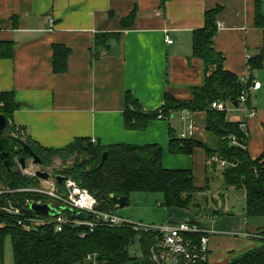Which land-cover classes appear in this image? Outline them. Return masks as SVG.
<instances>
[{"label": "crops", "instance_id": "obj_1", "mask_svg": "<svg viewBox=\"0 0 264 264\" xmlns=\"http://www.w3.org/2000/svg\"><path fill=\"white\" fill-rule=\"evenodd\" d=\"M216 8L220 27L212 48L223 57V69L260 84L248 95L256 116L245 120L241 106L231 104L225 105L227 119L245 124L247 152L264 162V59L256 71L247 64L264 41L255 25V0H0V93H12L17 104L9 121L19 136L43 148H64L76 138L101 146L158 144L164 169L191 170L194 186L205 188L208 176L219 172H208L204 151L172 155L168 149L169 130L179 138L189 125L193 134L186 138L208 143L205 112L173 111L149 119L142 129H127L125 94L146 113L157 112L166 94L192 99L191 88L204 79L203 64L192 55L193 32L204 26L205 12ZM132 11L133 22L122 26ZM100 34L107 36L96 40ZM54 45L69 50L63 73L53 70ZM244 197L243 190L221 187L201 192L198 211L166 208L167 223L191 220L206 228L215 220L216 234L209 239L213 264L216 237L248 225L244 215L234 219L229 204Z\"/></svg>", "mask_w": 264, "mask_h": 264}, {"label": "trees", "instance_id": "obj_2", "mask_svg": "<svg viewBox=\"0 0 264 264\" xmlns=\"http://www.w3.org/2000/svg\"><path fill=\"white\" fill-rule=\"evenodd\" d=\"M164 1L161 0L162 4ZM261 1L255 0V25L264 33ZM218 11L216 8L205 12L204 26L193 32L192 55L202 62L204 79L200 86L191 88L192 99L176 100L166 94L164 104L157 112L146 113L129 93L125 94L124 124L127 129H142L149 119L156 118L159 113L163 117L181 110L205 112L208 143L202 144L192 138H177L170 129L168 145L172 155H191L195 148L202 149L208 163V172H216L219 169L214 158L226 163L225 167L219 170L217 177L208 176L205 188L194 186L191 170L164 169L161 163L162 148L158 144L101 146L91 142L89 138H76L64 148L50 149L40 147L19 135L16 138L11 137L8 131L13 129H9L8 121L17 104L12 93L3 92L0 93V114L6 119L5 135L9 138V151L14 161L8 170L0 160V183L2 188L13 190L14 193L1 196L0 207L10 204L18 208L23 219L31 214L27 200L38 199V196L30 193L16 191L38 184L36 178L22 174L19 163L15 162L20 157H24L25 161L29 159L21 149V143H25L40 157L44 167L51 165L56 158L65 160L74 156L73 165L64 166L57 175L70 178L86 189L96 199V209L99 211L115 213L112 197H124L128 205L130 195L135 192L161 194L162 206L165 208L198 211L201 203L198 202L197 195L221 187L226 191H244L243 215L247 223L263 219L264 162L262 158H250L246 150L247 138L240 131V123L229 121L226 111L211 108L213 102L224 105L237 102L242 90L240 79L223 69V57L212 48L217 31ZM134 17L135 11H132L121 20L122 26L130 25ZM105 36L107 35L100 34L96 40ZM68 55L67 48L61 45L53 46L52 66L55 73L65 71ZM263 59L264 41L258 53L248 60L250 72L261 69ZM211 69L213 71L210 72ZM232 138L236 144L232 142ZM103 153L107 154L106 159L99 166ZM258 230L264 235L262 227ZM7 238L11 243L12 264H88V258L94 264H153L150 260V250L159 242V235L135 231L129 226H100L92 232L66 226L58 233L54 232L51 226H43L38 232H25L17 225L15 217L0 211V264H4V246ZM136 239L140 250L138 256L129 253V247ZM157 252L160 254L161 250L157 249ZM226 264H264V238L260 239L256 248L232 257Z\"/></svg>", "mask_w": 264, "mask_h": 264}, {"label": "built area", "instance_id": "obj_3", "mask_svg": "<svg viewBox=\"0 0 264 264\" xmlns=\"http://www.w3.org/2000/svg\"><path fill=\"white\" fill-rule=\"evenodd\" d=\"M219 27L220 25H217V29ZM165 41L167 44H171L172 42L168 37H165ZM240 83L242 90L237 103L241 106L245 120L252 119L256 116V112L248 107V95L250 91L257 90L260 84L258 82L249 83L247 77L240 78ZM211 108L218 111H226V106L220 102H213ZM186 113L188 112L186 111ZM157 117L162 118L161 113ZM8 125L11 128L14 127L12 128L13 131L10 132V136L16 138L19 135V129L10 121H8ZM193 128V125H189L188 132L180 134L179 138L182 139L192 136ZM240 131L247 138L248 133L244 123H240ZM91 142L94 143L95 140L91 139ZM232 142L236 144L234 138H232ZM214 162L221 168L226 165L224 161L218 160L217 158H214ZM35 170L28 167L22 171L24 175L36 178L38 184L16 191L27 192L33 196H38L36 200H27L26 204L28 208L31 204H48L56 210L57 214L53 217H46L30 211L31 214L28 217L21 219L22 213L18 208L10 204L6 207H0V211L17 219V225L23 231L38 232L40 227L51 226L54 232L58 233L64 227L70 226L83 228L86 232H92L100 226L109 228L129 226L135 231L152 232L159 235V242L150 250V260L153 264H196L198 262L203 263L209 261V239L216 234L212 227L201 228L198 224L188 221L166 223L159 227L134 225L119 217L116 213L97 210L96 199L74 180L65 178L59 186L54 177L48 181L38 179L35 176ZM13 193L14 191L10 189H0V197ZM63 209L65 210L63 211ZM79 213L84 214L86 219H76L75 215ZM196 235H199V237ZM232 236H236V234ZM237 236L244 239L253 238L248 232L238 234ZM157 249L161 250L160 254L157 252ZM88 259V264H94L90 258Z\"/></svg>", "mask_w": 264, "mask_h": 264}, {"label": "rangeland", "instance_id": "obj_4", "mask_svg": "<svg viewBox=\"0 0 264 264\" xmlns=\"http://www.w3.org/2000/svg\"><path fill=\"white\" fill-rule=\"evenodd\" d=\"M12 128L10 127L9 129ZM8 132L10 133L11 131ZM74 160H75L74 156L65 160L56 158L52 161L51 165L49 166L36 167V166H32L30 159H28L26 160V164L30 168L39 169L48 172L52 178L55 175H57V173L61 172L64 166L73 165ZM15 162L17 163V160H15ZM18 167L20 169L19 165ZM220 169L222 168L219 167V169L216 172H219ZM217 189L218 188H216V190ZM161 203H162V196L159 193L135 192L130 195L128 205L123 207L122 209L116 210L115 213L119 217L123 218L124 220H127L129 223L134 225L159 227L161 225L166 224L169 221L168 209L161 206ZM229 204L232 205L230 206V210L233 211L232 214L234 219L241 221L243 218V209L245 206L244 199L240 201H236L234 204H231L230 201ZM225 218L226 217L222 219L220 218V220H223ZM213 221L215 222V220ZM213 221L211 222L212 228H214L213 224H215ZM188 222H194L199 225V223L195 221L189 220ZM255 224L262 225V228L264 229V218L259 221L257 220L250 221L248 225H242L240 229L239 227L233 228V231H231L232 233L231 236L220 235V237L219 236L216 237L215 240L216 248L215 250H213L214 258L212 263L226 264L232 257L238 256L252 248H256L258 246L260 239L264 238V235L258 229L250 230V228L253 227ZM238 232L240 233L248 232L249 234L252 235L253 238H248V239L241 238L240 236H237L239 234ZM218 233L220 234V232ZM233 234H236V236H232ZM129 253L130 255H136V256L140 254L137 239L134 241L133 245L129 247ZM12 262H13V256H12L11 243H10V239L7 238L4 246V264H12ZM208 262L210 263V258Z\"/></svg>", "mask_w": 264, "mask_h": 264}, {"label": "water", "instance_id": "obj_5", "mask_svg": "<svg viewBox=\"0 0 264 264\" xmlns=\"http://www.w3.org/2000/svg\"><path fill=\"white\" fill-rule=\"evenodd\" d=\"M233 105L237 107L238 103L233 102ZM5 126H6V119L3 115L0 114V160L2 161L3 166L6 169L10 170L9 168L11 163L14 161V157L9 151L10 141L9 138L5 135ZM21 149L23 153L29 157L32 166L40 167L43 165V161L40 159L39 156H37L32 151L29 145L25 143H21ZM106 155H107L106 153L102 154L101 162L99 166H101L104 160L106 159ZM17 162L19 163L21 170H26L28 168V165L26 164L24 157L18 158ZM35 176L38 179L44 181H48L51 179V175L48 172L39 169L35 170ZM54 179L58 184H61L64 181L65 177L62 175H55ZM112 203L116 210L122 209L127 205L126 198L124 197H119V198L112 197ZM29 208L30 211L33 212L34 214H38L46 217H53L54 215L57 214L56 210L51 208L48 204H31ZM64 210L65 209H63V211ZM75 218L79 220H85L86 216L84 214L79 213L75 215Z\"/></svg>", "mask_w": 264, "mask_h": 264}]
</instances>
